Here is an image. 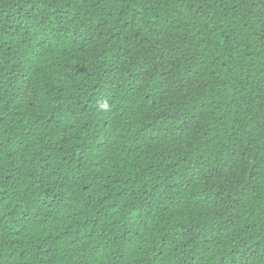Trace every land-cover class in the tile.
Instances as JSON below:
<instances>
[{
    "label": "trees",
    "instance_id": "trees-1",
    "mask_svg": "<svg viewBox=\"0 0 264 264\" xmlns=\"http://www.w3.org/2000/svg\"><path fill=\"white\" fill-rule=\"evenodd\" d=\"M0 264H264V0H0Z\"/></svg>",
    "mask_w": 264,
    "mask_h": 264
}]
</instances>
